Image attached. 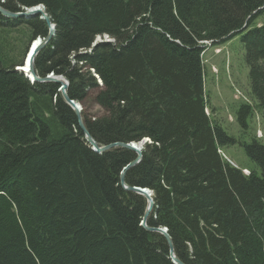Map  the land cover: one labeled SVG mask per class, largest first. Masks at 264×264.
Returning <instances> with one entry per match:
<instances>
[{
  "label": "trees",
  "instance_id": "1",
  "mask_svg": "<svg viewBox=\"0 0 264 264\" xmlns=\"http://www.w3.org/2000/svg\"><path fill=\"white\" fill-rule=\"evenodd\" d=\"M0 5L13 12L43 6L54 34L36 55L35 72L65 76L76 102L96 90L104 113L81 115L99 145L148 139L125 182L152 191L147 224L167 229L180 261L264 264V144L238 141L211 120L202 59L205 42L239 35L264 116V20L254 22L264 18V0ZM21 24L26 44L48 31L39 15H0V264H174L165 238L140 224L146 200L120 184L136 154L92 150L58 85L16 68L27 45L9 35ZM252 111L249 103L238 107L243 129ZM235 144L258 170L245 175L221 154Z\"/></svg>",
  "mask_w": 264,
  "mask_h": 264
},
{
  "label": "rangeland",
  "instance_id": "2",
  "mask_svg": "<svg viewBox=\"0 0 264 264\" xmlns=\"http://www.w3.org/2000/svg\"><path fill=\"white\" fill-rule=\"evenodd\" d=\"M263 20L262 16L254 22L261 24ZM26 29L24 24H21L10 32L9 37H20L23 43L17 42L19 46L26 44ZM97 40H105V36L97 37ZM202 59L204 91L207 97L206 113L211 120L219 124L229 136L238 141L249 142L255 137L264 144V116L257 109L256 100L251 95L248 66L244 60V46L239 35L216 45L205 43ZM94 75L100 84V79L96 74ZM95 93V89H89L84 101L79 102L81 112L91 118L104 113L101 106L95 101ZM242 103H249L253 108L248 119L247 129H243L236 120L237 109ZM221 154L233 162L229 161L234 166L243 168L242 171L245 175L249 173L248 169L258 170L257 165L246 156L239 144L223 147Z\"/></svg>",
  "mask_w": 264,
  "mask_h": 264
},
{
  "label": "water",
  "instance_id": "3",
  "mask_svg": "<svg viewBox=\"0 0 264 264\" xmlns=\"http://www.w3.org/2000/svg\"><path fill=\"white\" fill-rule=\"evenodd\" d=\"M0 15L6 18H11V19H24V18H29V17L39 15L40 18L45 21L48 27L46 36L45 37L38 36L30 40V42L28 43L26 47L22 63L19 66L21 69L20 68L19 69L25 74V76H27L32 81L39 82V83L52 82L58 85L59 93L61 94L66 104L69 105V107L74 111L77 117L78 125L84 134V138L86 142L88 143V145L91 147L92 150L98 153H102L112 148L120 147V148L131 150L136 154V157L122 168L120 172V184L126 191L140 195L146 200L145 210L143 212L141 222H140L141 226L151 233H158L162 235L168 244L169 256L172 262L174 264H184L182 261L179 260V258L176 256L174 252L172 241H171L170 236L167 233V229L165 227H151V226H148L147 224L149 214L154 205L152 191L144 187L129 186L125 182L126 171L132 166L139 163V161L142 158L143 144L146 141H148V139L145 138L138 143L137 142H130V143L115 142V143H109L106 145H99L95 141V139H93V137L89 134V132L87 131L84 125L83 118L81 116V106L79 102H76L70 99V97L67 94V88H68L69 82L66 79V77L63 75H55L54 73H49L48 75L44 77H40L35 72V68H34L35 57L38 54V52L49 42V40L54 34V24L51 23L50 17L47 14V12L44 10L43 6L38 5V6L30 7V8H22L21 11L13 12L0 5Z\"/></svg>",
  "mask_w": 264,
  "mask_h": 264
},
{
  "label": "bare ground",
  "instance_id": "4",
  "mask_svg": "<svg viewBox=\"0 0 264 264\" xmlns=\"http://www.w3.org/2000/svg\"><path fill=\"white\" fill-rule=\"evenodd\" d=\"M1 2H3L2 0H0ZM18 70H20L21 68L20 67H17ZM20 68V69H19ZM21 71V70H20ZM26 71V70H25ZM22 72V71H21ZM23 73V72H22ZM24 74V73H23ZM25 75V74H24ZM27 77V76H26ZM28 78V77H27ZM30 80V79H29ZM59 92V91H58Z\"/></svg>",
  "mask_w": 264,
  "mask_h": 264
},
{
  "label": "crops",
  "instance_id": "5",
  "mask_svg": "<svg viewBox=\"0 0 264 264\" xmlns=\"http://www.w3.org/2000/svg\"><path fill=\"white\" fill-rule=\"evenodd\" d=\"M227 160L230 161L228 158H227ZM230 162H231V161H230ZM231 163H233V162H231Z\"/></svg>",
  "mask_w": 264,
  "mask_h": 264
}]
</instances>
